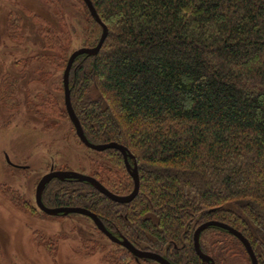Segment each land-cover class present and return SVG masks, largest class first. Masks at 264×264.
<instances>
[{
  "label": "trees",
  "instance_id": "obj_1",
  "mask_svg": "<svg viewBox=\"0 0 264 264\" xmlns=\"http://www.w3.org/2000/svg\"><path fill=\"white\" fill-rule=\"evenodd\" d=\"M78 1L80 47H94L102 29ZM90 1L108 34L95 56L74 60L70 103L89 143H117L133 155L139 191L130 203L118 204L86 182L53 179L42 193L43 205L84 208L113 236L171 264H202L194 231L205 222H221L239 231L257 263L264 264V0ZM44 2L50 17L47 9L33 13L21 7L33 27L27 36L18 13L7 16L5 31L19 45L31 30L39 40L37 53L14 62L24 70L49 66L34 68L38 76L30 84L45 88L61 72L25 100L26 112L52 131L67 117L60 93L74 33L62 5ZM16 82L2 76L0 103L3 86ZM74 138L83 146L75 133ZM87 150L94 154L87 175L115 195L130 194L133 180L121 153ZM0 193L27 216L64 217L45 215L5 183ZM94 230L98 237L82 241L87 255L104 249L105 236ZM36 239L53 242L40 234ZM111 244L104 264L134 263L125 248ZM199 244L213 264H226L228 256L250 264L242 244L226 230L209 227Z\"/></svg>",
  "mask_w": 264,
  "mask_h": 264
},
{
  "label": "rangeland",
  "instance_id": "obj_2",
  "mask_svg": "<svg viewBox=\"0 0 264 264\" xmlns=\"http://www.w3.org/2000/svg\"><path fill=\"white\" fill-rule=\"evenodd\" d=\"M63 7L68 24L73 30L71 50L81 48V4L78 0H57ZM33 13L51 16L49 6L44 0H0V79L8 74L17 82L3 86L5 99L0 103V184L5 183L27 200L35 204V188L42 175L54 165L56 168L67 165V171L87 175L88 157L94 156L78 144L74 131L70 129L67 117L63 124L52 131H44L43 123L32 112H26L25 100L31 99L40 90L48 88L49 82L61 76L54 73L45 85L30 84V79L38 76L40 65L23 69L14 62L35 54L40 43L31 30L29 39L20 45L11 41L6 34L7 16L18 13L25 19L23 33H29V21L22 8ZM25 16V17H24ZM31 28L33 29L32 25ZM29 41V42H28ZM15 86V87H14ZM63 97V93H60ZM19 105L17 109H14ZM46 236L53 242L38 243L36 236ZM98 237L92 222L81 215L71 214L60 219L44 215L27 216L15 209L0 193V264H104L102 256L113 248L108 239H100L104 249L87 255L82 249V241L88 237ZM54 250L48 252L46 249ZM52 255H51V254ZM226 264H246L239 257H226ZM132 264H157L151 260H141Z\"/></svg>",
  "mask_w": 264,
  "mask_h": 264
},
{
  "label": "water",
  "instance_id": "obj_3",
  "mask_svg": "<svg viewBox=\"0 0 264 264\" xmlns=\"http://www.w3.org/2000/svg\"><path fill=\"white\" fill-rule=\"evenodd\" d=\"M84 4L86 5L91 17L95 20V22L101 27L102 33L99 38L98 43L94 47H81L79 49L74 50L68 60L66 67L62 73V85H63V97H64V106L66 109L67 117L69 119V122L72 124L74 128V132L76 137L80 140V142L88 149L96 151V152H103L106 150H117L121 153L123 157V161L126 167V170L130 177L133 180V189L130 194L126 196H118L110 191H108L103 185H101L96 179L92 178L91 176L75 173L71 171H61V170H53L51 167L49 172L44 174L38 181L36 188H35V196L34 201L37 209L44 213L47 216H68L71 214L81 215L83 217H86L92 221L96 229L102 233L105 238H107L111 243L121 246L122 248H125L133 257L135 262H139L140 260H151L157 264H171L168 260H166L164 257L147 251H142L140 249L135 248L127 239L125 238H117L113 236L111 233H109L101 221L97 218V216L90 211L80 208V207H60V208H47L42 203V193L46 187V185L53 179H57L59 181H65V180H75L77 182H86L89 185H91L95 190H97L100 194L104 195L109 200L118 203V204H127L130 203L138 194L139 191V176L138 171L136 167V163L134 160L133 155L123 146L117 144V143H108V144H91L87 141L81 125L79 123L78 118L76 117L73 108L70 103V91H69V73L72 67V64L74 60L81 55H87V56H95L104 40L107 37L108 30L107 27L101 22L99 16L97 15L95 8L93 7L90 0H82ZM132 161V164L129 162ZM209 227H217L223 230H226L230 235L234 236L244 247L249 259L250 264H258L256 256L251 248L250 243L247 241V239L236 229L230 227L227 224L217 222V221H208L203 224H201L193 234V247L196 255L201 260L202 264H213V260L211 257L207 256L201 251L200 244H199V237L201 232L208 229Z\"/></svg>",
  "mask_w": 264,
  "mask_h": 264
},
{
  "label": "flooded vegetation",
  "instance_id": "obj_4",
  "mask_svg": "<svg viewBox=\"0 0 264 264\" xmlns=\"http://www.w3.org/2000/svg\"><path fill=\"white\" fill-rule=\"evenodd\" d=\"M74 133H75V132H74ZM83 147H85V146L83 145ZM85 148H86V147H85ZM87 149H88V148H87ZM89 150H90V149H89ZM50 168H51V167H50ZM50 168H49V170H50ZM52 168H53V170H55V169H54V165H52ZM49 170H48V172H49ZM66 171H67V170H66ZM48 172H47V173H48ZM45 174H46V173H45ZM42 176H43V175H42ZM42 176H41V177H42ZM38 181H39V180H38ZM37 183H38V182H37ZM36 185H37V184H36ZM92 224H93V223H92ZM93 226H94V224H93ZM94 227H95V226H94ZM95 228H96V227H95ZM106 239H107V238H106ZM140 261H141V260H140Z\"/></svg>",
  "mask_w": 264,
  "mask_h": 264
}]
</instances>
